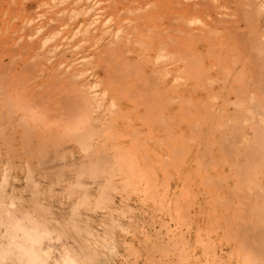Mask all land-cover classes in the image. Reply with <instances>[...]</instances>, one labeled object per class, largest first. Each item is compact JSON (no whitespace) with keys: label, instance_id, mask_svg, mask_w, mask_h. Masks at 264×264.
Wrapping results in <instances>:
<instances>
[{"label":"rangeland","instance_id":"obj_1","mask_svg":"<svg viewBox=\"0 0 264 264\" xmlns=\"http://www.w3.org/2000/svg\"><path fill=\"white\" fill-rule=\"evenodd\" d=\"M259 234L264 0H0V264H264Z\"/></svg>","mask_w":264,"mask_h":264},{"label":"bare ground","instance_id":"obj_2","mask_svg":"<svg viewBox=\"0 0 264 264\" xmlns=\"http://www.w3.org/2000/svg\"><path fill=\"white\" fill-rule=\"evenodd\" d=\"M73 101L71 100V102H69V103H67V105L69 106L71 103H72ZM73 103H75V102H73ZM72 106H75L76 105V103L73 105V104H71ZM29 128V126H28V124L25 122V125H24V129L25 130H27ZM32 132V130H30L29 131V133H31ZM86 152H87V156L89 157V159L90 160H92L91 161V165H92V167H94V171L96 170V169H98V168H103V166H101V163L102 162H104V161H106V162H108L107 160V155L106 154H102V153H96V152H93L92 151V149H86ZM70 157V156H69ZM68 157V158H69ZM68 158H66V159H68ZM70 159H72V158H70ZM44 160H47V159H44ZM65 160V159H64ZM73 160H74V158H73ZM97 160L98 161H102L101 163H100V166L98 165V168L95 166L96 165V162H97ZM67 162V161H66ZM73 163L75 162V160L74 161H72ZM69 165H70V162H69ZM71 167H73V165H71ZM82 169V171H84V169H83V166L81 165L80 166ZM80 167H79V169H80ZM89 172H91L92 173V171H91V169L89 168V169H87ZM244 176H242V178H243ZM245 178V177H244ZM247 179V178H246ZM248 180V179H247ZM260 185V184H259ZM259 236H261L260 234H259ZM251 238H253L252 236H250ZM257 236H255V238H256ZM262 237H264V236H261V238ZM259 238V237H258ZM257 238V239H258ZM260 240V239H259ZM264 240V239H263ZM263 240L261 239V241L263 242ZM260 241V242H261ZM262 251V250H261ZM31 257H32V255H31ZM71 259H73V257L72 258H70V260L68 261V264H76V262H77V264H79L78 263V261H75V260H71ZM71 261L73 262V263H71Z\"/></svg>","mask_w":264,"mask_h":264}]
</instances>
